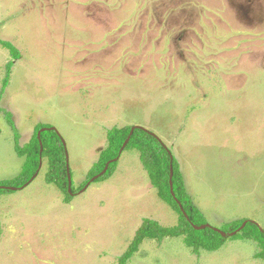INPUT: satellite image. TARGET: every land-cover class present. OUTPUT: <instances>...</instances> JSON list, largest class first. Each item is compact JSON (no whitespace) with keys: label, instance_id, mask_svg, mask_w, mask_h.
Instances as JSON below:
<instances>
[{"label":"rangeland","instance_id":"1","mask_svg":"<svg viewBox=\"0 0 264 264\" xmlns=\"http://www.w3.org/2000/svg\"><path fill=\"white\" fill-rule=\"evenodd\" d=\"M0 38L21 54L0 44V91L14 64L0 106L21 146L53 126L73 182L67 199L45 158L30 184L0 194V264H120L145 219L179 223L135 150L87 186L108 131L126 126L170 149L211 226L251 214L264 231V0H0ZM2 127L6 183L25 158L0 113ZM256 253L250 240L194 254L168 238L146 240L128 264H264Z\"/></svg>","mask_w":264,"mask_h":264},{"label":"trees","instance_id":"2","mask_svg":"<svg viewBox=\"0 0 264 264\" xmlns=\"http://www.w3.org/2000/svg\"><path fill=\"white\" fill-rule=\"evenodd\" d=\"M0 44L11 52L15 60L20 59L21 54L12 43L0 38ZM13 67V62L7 65V73L2 80L0 103L1 98L11 84ZM0 113L4 115L7 124L14 133L17 155L25 158V165L21 174L14 180L0 183V186L23 187L37 174L41 161L47 158L51 168L47 174V183L57 185L68 195L67 199H70L71 194L69 193L67 175V148L59 133L51 125L39 124L31 142L21 146L19 143L20 134L13 120V114L1 106ZM42 130L44 131L39 138V133ZM132 131L133 135L125 150H135L139 153L140 160L148 173L153 187L157 190L159 198L179 215V223L176 226L165 227L157 221L145 219L137 230L128 250L120 258V264H128L146 240H154L161 243L168 238H183L186 247L191 249L194 254H199L201 250L216 252L228 240H250L257 245L255 258L264 261V231L261 227L253 221L236 220L222 224L220 227L221 232L215 230V227L209 224L205 214L201 212L187 192L181 165L177 158L158 136H154L153 133L147 130L134 129L131 126L109 130L107 133L108 147L101 153L99 161L89 171V180L102 174L110 161L120 157L122 148ZM1 134L2 129L0 128ZM117 164L118 162L110 164L108 171L99 180H107L112 177ZM170 181L173 182L174 195L171 192ZM10 192L12 191L8 189H0V194ZM177 200L183 205L189 220L184 216ZM246 222V226L240 232L233 237L230 236V234L240 230ZM195 227L199 229H195Z\"/></svg>","mask_w":264,"mask_h":264},{"label":"water","instance_id":"3","mask_svg":"<svg viewBox=\"0 0 264 264\" xmlns=\"http://www.w3.org/2000/svg\"><path fill=\"white\" fill-rule=\"evenodd\" d=\"M40 135H41V132L39 133V138H40ZM132 135H133V131L131 132V135H130L129 138L127 139L126 143L124 144V146H123V148H122V152L125 150L126 146L128 145V143H129V141H130ZM153 135L156 136L155 134H153ZM64 144H65V143H64ZM65 145H66V144H65ZM42 151H43V147H42ZM117 160H118V159H115V160L110 161V162L107 164V166H106L104 172H103L102 174H100V175L95 176L94 178H92L91 181L89 182V184H88L87 186H89L92 182H94V181L98 180L99 178H101V177H102V176L108 171L110 164H112L113 162H116ZM41 167H42V161H41L40 168H39L37 174L33 177V179H32L28 184H30V183H31V182H32V181L38 176V174H39V172H40V170H41ZM67 172H68V179H69V193L72 195V185H73V182H72V175H71L70 166H69V155H68V153H67ZM172 176H173V173H172ZM28 184H26L24 187H26ZM170 184H171V192H172V194L174 195L173 182L170 181ZM86 188H87V187H86ZM0 189H8V190H12V191H14V190H18V188H14V187H1V186H0ZM177 202L179 203V206H180V208H181V210H182L184 216L186 217V219L189 220L188 214L185 212V210H184V208H183V205H182L178 200H177ZM246 224H247V222L245 223V225H244L240 230H238V231H236V232L230 234V236H231V237L235 236L238 232H240V231L246 226ZM195 229H199V228H198V227H195ZM215 230H217L218 232H221V230H219V229H217V228H215Z\"/></svg>","mask_w":264,"mask_h":264},{"label":"crops","instance_id":"4","mask_svg":"<svg viewBox=\"0 0 264 264\" xmlns=\"http://www.w3.org/2000/svg\"><path fill=\"white\" fill-rule=\"evenodd\" d=\"M2 130H3V132H4V129H3V127H2ZM4 134V133H3ZM7 138L8 137H10L9 135H7L6 136ZM1 139H2V137H1ZM203 210L205 209L206 210V207H204V206H202V205H199ZM198 206V207H199ZM207 211V210H206ZM247 217H252V215L250 214V215H245V218L244 219H242V220H246L247 219ZM233 221H236V219H234V220H231V221H229V222H233ZM229 222H226V223H229ZM191 250V249H190ZM192 251V250H191ZM193 253V252H192Z\"/></svg>","mask_w":264,"mask_h":264}]
</instances>
